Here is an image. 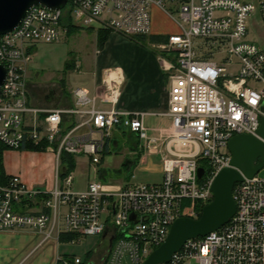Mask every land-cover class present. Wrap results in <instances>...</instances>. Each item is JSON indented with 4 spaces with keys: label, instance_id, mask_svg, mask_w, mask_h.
Listing matches in <instances>:
<instances>
[{
    "label": "built area",
    "instance_id": "1",
    "mask_svg": "<svg viewBox=\"0 0 264 264\" xmlns=\"http://www.w3.org/2000/svg\"><path fill=\"white\" fill-rule=\"evenodd\" d=\"M154 8L177 26L176 32L164 34L165 40L152 41L170 84L169 109L164 113L171 119L170 127L152 128L151 136L145 122L148 112L115 107L122 84L117 68L105 69L100 95L76 87L70 109L28 105L32 44L57 41L66 13L78 27L149 36ZM256 11L264 24V0H69L61 9L31 6L16 28L0 34V62L7 71L0 86V143L20 150L26 141L45 140L46 151L55 153L58 163L66 151L86 154L95 165L111 129L124 126L159 155L163 178L159 183L124 186L95 177L85 188L73 190V175L64 178V188L58 172L53 188L46 190L12 175L8 185L0 184V231L35 229L44 242L62 233L103 236L107 230L102 237L106 250L98 264H141L166 239L175 219L198 218L199 211H184L183 202L212 200L215 176L232 166L229 139L243 133L260 137L264 45L247 39L249 19ZM235 64L229 73L227 66ZM98 100L111 107H99ZM30 112L44 114L43 126H24V115ZM64 114L78 122L63 128ZM199 167L205 170L202 178ZM95 171L98 174L97 167ZM43 195H48L44 209H15V203ZM233 197L237 210L228 223L188 239L170 261L159 264H264V167L236 182ZM82 262L80 257L56 258V264Z\"/></svg>",
    "mask_w": 264,
    "mask_h": 264
},
{
    "label": "crops",
    "instance_id": "2",
    "mask_svg": "<svg viewBox=\"0 0 264 264\" xmlns=\"http://www.w3.org/2000/svg\"><path fill=\"white\" fill-rule=\"evenodd\" d=\"M153 10H155V12L157 10L161 11L158 8H154ZM60 28L63 31V34L67 35L74 34L78 30V28L84 30L94 29L78 27L73 23L68 24L67 22H61ZM170 33L173 32L153 30V34ZM119 35L120 34L118 33L111 32L103 48H100V46L98 45V31L96 33V41L97 45L99 46V48L97 49V54L98 56H101L98 57L97 66H95L96 68L93 71L92 81H87L84 86H81L82 88L86 89L91 95H100L103 91V88L101 86L102 77L106 68H112V63H101V61L102 59H105L107 50L112 49V36ZM148 60L149 62L147 67L143 68L129 67L128 69H123L121 66L114 67L117 68L122 75V84L120 91L121 93L115 107L130 111L148 112V114L145 116V122L146 125L151 129L150 135L152 136L155 134L152 128H168L171 125V119L164 114L169 109L168 103L170 84L166 72H164V70L162 69L157 57L150 56V59ZM75 67H78L77 64ZM28 105L30 107L70 109L75 106V97L71 94H64V88H62V86L58 84L45 87L42 90V87L31 85L28 82ZM97 105L102 108L111 107L110 104L103 103L100 100H98ZM75 122H78L77 117L70 116L69 114H64L62 127L68 128ZM43 123L44 114L42 113L34 114L30 112L24 115V126L26 127H41L43 126ZM113 130L121 129L118 128V125L114 126L111 129L110 135L106 138L105 147L103 152L101 153V161L99 165L103 162L104 156L106 154L112 153V136L114 135V133H112ZM83 131L84 129H80L78 132L80 133ZM128 131L129 132L125 133L132 139V141H134V143L132 144L128 142V145H130V149L133 150V154L131 153L128 155L130 156V158L126 157L125 160L128 163V169L134 168L133 170H135V168L141 163L148 162L147 156H155L159 159L160 177H162L163 166L159 155L145 148L142 145L140 139H138V137L134 133H131L130 130ZM136 141L139 142V146L137 147L138 149L131 148L132 145H135ZM115 144L118 145V141H115ZM78 155L81 154H77V156ZM137 156H139V159L134 165V159ZM88 159L91 162V158L89 156ZM59 165L60 161L58 163L55 153L51 151L6 149L3 153V167L6 175H20L27 184L35 187H41L46 190H50L53 188L59 172ZM76 167L77 161L75 169ZM99 170L100 172L96 174V177L104 181L103 179L105 178L107 173L106 169L103 167H99ZM116 173L119 176L122 175L120 170H116ZM123 178L124 179L121 182H114L113 184L127 186L139 183L134 181L135 175L133 171L131 176L130 174L126 173ZM60 179L62 187H68L64 184V178L60 177ZM89 180L91 179L89 178ZM159 182L160 181L152 183ZM72 186L73 181L70 184L71 189H73ZM43 201L44 196L43 200H41L40 196H38L37 198L32 200L34 205L27 208V210L39 211L44 209ZM42 239L43 235L35 229L31 228L0 231V264H56V258L58 255L68 256L71 258L80 257L83 260L81 264H98V262L100 261V257L102 254L100 247H98L97 249L86 248L84 250H80L76 247L69 246V244L72 242H63L62 240H60V237L59 239L53 237L44 242H42ZM98 240L101 241V237H99Z\"/></svg>",
    "mask_w": 264,
    "mask_h": 264
},
{
    "label": "rangeland",
    "instance_id": "3",
    "mask_svg": "<svg viewBox=\"0 0 264 264\" xmlns=\"http://www.w3.org/2000/svg\"><path fill=\"white\" fill-rule=\"evenodd\" d=\"M167 6L169 7V5ZM153 30L176 32L177 26L166 13L153 10ZM96 33L95 29L78 28L74 34L67 35L63 34L61 30V36L57 41L33 42L31 47L33 56L27 69L28 82L31 85L42 87V90L45 87L58 84L64 88V94L74 96L73 90L76 87L84 86L87 81H92L98 57L101 56L97 54L99 46L96 41ZM247 39L259 45L264 44V24L258 11L254 12L249 19ZM106 53L105 59H102L101 63H112V68L121 66L123 69L147 67L150 56L157 57L150 36H147L146 39L123 34L112 36V49L107 50ZM76 64L78 67H75ZM235 67L236 64L228 65V72L234 71ZM112 133H114L112 153L106 154L100 165L92 164L86 154L76 155L77 167L72 172V188L74 190L84 188L89 178L92 180L96 177L95 167L106 169L107 173L103 179L106 182H121L126 173L130 174L127 171L125 160L126 157L130 158L129 154H133L128 142L130 141L132 144L134 141L120 130H113ZM114 140H118V145L114 143ZM147 157L148 162L141 163L135 170L132 169L135 175L134 181L146 183L161 181L163 175L160 177L159 159L155 156ZM116 170H120L123 176H119ZM98 239L99 236H82L76 242L70 243L69 246L80 250L105 247L104 241L101 243ZM101 250L103 253L106 248Z\"/></svg>",
    "mask_w": 264,
    "mask_h": 264
},
{
    "label": "water",
    "instance_id": "4",
    "mask_svg": "<svg viewBox=\"0 0 264 264\" xmlns=\"http://www.w3.org/2000/svg\"><path fill=\"white\" fill-rule=\"evenodd\" d=\"M69 0H0V34L16 28L26 12L33 5H44L51 9H61ZM6 68L0 62V86L6 78ZM264 138V116L257 131ZM252 134H237L228 142L232 155V166L222 168L212 182V200L205 204L198 218L181 216L171 224L166 239L153 249L141 264H159L171 260L172 255L179 251L184 243L191 238L204 236L219 229L234 216L237 205L233 197L236 182L244 176L253 177L264 167V142ZM199 167V178L204 174ZM134 216L132 215V218ZM105 231L104 235L106 234Z\"/></svg>",
    "mask_w": 264,
    "mask_h": 264
},
{
    "label": "trees",
    "instance_id": "5",
    "mask_svg": "<svg viewBox=\"0 0 264 264\" xmlns=\"http://www.w3.org/2000/svg\"><path fill=\"white\" fill-rule=\"evenodd\" d=\"M61 22H67L68 24H72V19H71V16L69 15V13H66L63 16ZM110 33H111V31L98 30V34H99L98 45L100 46V48H103V46H104L105 42L107 41V38H108ZM131 37H139L141 39H146V36H131ZM166 37L167 36L164 34H151L150 35V38L152 41H155V40L156 41H163L166 39ZM118 128L121 129L120 131H122L124 133L129 132L128 131L129 129L124 127V126H118ZM131 133H133V132H131ZM112 140H113V138H112ZM115 141H118V140H114V143H115ZM129 143H130V141H129ZM47 145H48V142L45 140H43L39 143H35V142L29 140V141L25 142L22 149H28V150H34V151H45ZM138 146H139V142L136 141L135 145H132L131 148L138 149L137 148ZM6 149H8V148L5 145H3L2 143H0V184L3 186L8 185V183L12 177V175L11 176L6 175L4 172L3 153H4V150H6ZM138 159H139V156L135 157L134 165L137 163ZM75 166H76L75 154L68 153L66 151H62L61 156H60V170H59L60 173H59V176L62 178H65L66 176L71 174V172L75 169ZM127 166H128V163H126V167ZM127 169H128V167H127ZM128 170L129 171L131 170L130 171V176H131L132 175V169L130 168ZM99 172H100V170H99ZM43 196H44V199L46 197H48V195H43ZM43 196H40L41 200H43ZM32 205H34L32 200L24 199L20 203H15V209L19 210V211H27V208L31 207ZM203 206H204L203 203L192 202L190 199H186L183 202L184 211H186L188 208L195 207L200 213L199 216L201 215V211L203 209ZM79 237H80V235L77 233H62L60 235V240H62L63 242H70L73 239H78Z\"/></svg>",
    "mask_w": 264,
    "mask_h": 264
},
{
    "label": "flooded vegetation",
    "instance_id": "6",
    "mask_svg": "<svg viewBox=\"0 0 264 264\" xmlns=\"http://www.w3.org/2000/svg\"><path fill=\"white\" fill-rule=\"evenodd\" d=\"M110 246V244H108Z\"/></svg>",
    "mask_w": 264,
    "mask_h": 264
}]
</instances>
